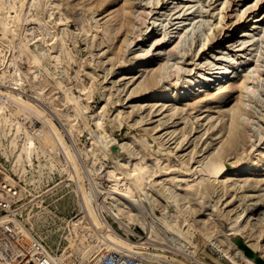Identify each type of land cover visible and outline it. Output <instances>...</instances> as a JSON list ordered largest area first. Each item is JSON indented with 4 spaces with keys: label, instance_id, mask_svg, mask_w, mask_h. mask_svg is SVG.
Instances as JSON below:
<instances>
[{
    "label": "rangeland",
    "instance_id": "374dc122",
    "mask_svg": "<svg viewBox=\"0 0 264 264\" xmlns=\"http://www.w3.org/2000/svg\"><path fill=\"white\" fill-rule=\"evenodd\" d=\"M44 1H48L46 10L43 12L40 8L27 9L24 21H34L35 17L44 19L51 12L53 28L62 33L67 40L66 44L73 52L75 51L76 56L69 60L67 55L61 54L57 73H54L55 61L50 58L44 62L49 72L46 74L44 67L41 66V73H36L37 76L34 77L33 72L28 68L29 63L25 55L16 52L17 48L9 50L4 47L0 54L2 61H0V66L2 65L0 70L8 73L9 69L14 72L18 68L17 73H21L19 75L21 80L17 82L18 85L10 84L12 88H7L8 82H2L4 85L0 83V90L7 88L13 89L14 93L18 91L17 94L23 99L30 101L42 112L44 111L43 113L49 115L73 152L79 154L81 150L79 165L85 180L84 187L95 192L92 205L96 214L117 236H121L125 241L131 240L132 242H127L131 246L135 242L146 240L148 235L137 222L131 223L126 230L116 218L112 217V214H109L111 212L106 208L110 205V198L105 194L109 183L104 176L107 167L117 160L129 159L131 162L145 161L152 168L157 163L158 171L169 166L171 169H177L181 166L182 160H187L188 166L193 169L200 164L199 161L206 157L208 152L214 150L219 140V135L212 134L222 125L226 117L221 116L217 111L218 108L207 109L201 107L199 103L183 106L185 81L201 74L207 76L208 81L202 89L192 92L191 96H196L203 89H213L209 80L217 71L215 68L225 64L226 61L237 59L242 66L238 65L234 72L244 69L243 73L249 75L251 71H255L257 64L259 76L253 81L255 101L249 107L250 123L246 129L249 141L246 143V151L240 156H228L225 163L228 167L233 165L234 168L240 161L246 162L264 154V0H133L134 6L130 12L135 24L132 35H129L132 39L123 47L121 41L124 32L127 28L130 29L132 24L127 20L113 40L104 39V25L115 23L121 15V12L115 14L116 6L103 11L99 6L89 5L93 0H80L84 4L82 7L65 11L66 3H64L65 7L61 5L57 7L58 2L55 0ZM9 13L11 14L12 10ZM139 13H142L140 17ZM76 15H80L84 23L91 22L93 27L88 32L79 29L80 26L74 21ZM256 16L260 21L259 26L254 28L251 21H254L252 19ZM57 20H61L58 25L53 23ZM94 20L97 22L94 23ZM35 25L33 23L28 25L29 28L31 27L30 31ZM71 32H75L74 40H71ZM49 42H53V39ZM31 46L34 51H38L41 47L45 48L46 44L37 39ZM161 46L173 49L172 53L170 52V55L163 53ZM118 50L121 52L118 53ZM53 51L57 54L58 48ZM3 53L4 56L6 54L5 57ZM156 54L161 62L172 64L176 61L179 70L172 72L170 77L162 79L158 85L149 89L138 88L139 82L156 65H147L143 71L136 74L129 73L126 69L135 67L143 58L149 59ZM30 62L34 63V60L31 59ZM15 77L18 78V76L11 78ZM54 80H59L62 88L54 89L50 93ZM169 86L176 89L178 104L159 102L151 106L143 101L144 96L152 95L155 91L167 89ZM67 95L73 97L76 103L68 100ZM231 99L222 105L221 112L232 105ZM197 100L199 99L194 102ZM8 111L6 102L0 103V219L8 217V220H15L14 224L0 223L2 226H0V243L9 245L8 241L12 240L11 242L16 244L21 238L23 241L20 242L24 244L31 242L27 245L47 247L51 256L58 258L59 255L65 254L61 258L65 264H98L100 256L108 251L106 242L104 244L103 236L95 237L93 228L82 217L79 195L81 191L74 181L73 170L68 166L62 168L56 161L51 162L49 154L39 149L28 155L21 152L25 135L23 133L15 135L13 127L10 128L5 120ZM30 114L34 120H39L37 114ZM98 115H101L103 129L108 135L107 143L110 145L107 149L112 150L111 145L114 143H123L127 139L131 142L134 138L140 137L147 138L149 145L142 150L135 141L129 142L127 148L134 153L131 159L126 150L121 153L110 151L111 153L105 156L100 151L102 145L98 141V151L93 157L95 158L93 165L92 160H89L88 144L91 142L89 133L91 131L95 136L100 137L95 125ZM212 122L215 124L213 127L210 125ZM69 124L73 125L71 129ZM182 132H185L184 138L181 137ZM84 150H87V154ZM88 161L93 170L95 169L92 173L87 171ZM190 179H194V176ZM190 183L195 185V180ZM226 185L227 188L218 187V192L213 193V198L205 201L206 207L200 208L201 206L195 201L198 208L189 210L188 219H202L203 216H209V214L205 215L210 212L207 206L215 204L216 208L212 212L220 215L217 226L227 228L225 217L228 211L232 214L240 210L241 204H249L256 199L264 202V171L252 173L245 178L228 179ZM160 206L154 208L155 213L159 214ZM248 222L251 234L254 238L257 237L258 248L264 254V225H259L254 219H249ZM86 225L87 228L83 227ZM3 228L5 230H2ZM134 228L142 234L143 239H138L140 241L133 236ZM191 233L196 238L199 237V227L192 228ZM81 234L85 235L83 242L80 241ZM144 246L133 245L131 250L126 251L142 254V252L146 253V248L149 250L151 247H156L157 250H150L151 252L163 248V252L168 255H174L173 251H175V255L186 264H202L194 257L186 255L187 253L176 252V248L167 243L148 241ZM199 246L206 247V253L212 255V259L222 256L221 252L212 246V241L201 242ZM120 250L114 251L121 252ZM201 256H204V252L200 251L198 257ZM211 258H206L205 262L215 264ZM242 264L246 263L242 261Z\"/></svg>",
    "mask_w": 264,
    "mask_h": 264
},
{
    "label": "bare ground",
    "instance_id": "6f19581e",
    "mask_svg": "<svg viewBox=\"0 0 264 264\" xmlns=\"http://www.w3.org/2000/svg\"><path fill=\"white\" fill-rule=\"evenodd\" d=\"M47 2L44 0H0V54L2 53L4 47L9 50L17 48L16 52H19L21 55H25L29 63L28 68L33 72L32 75H34V77L37 76L36 73H41V66L44 67L46 74L49 72L48 68L44 66V62L50 58L55 61L54 73H57L59 72L58 64H60L61 54L67 55L69 60H72V58L76 56L75 51L73 52L72 48L66 44L67 40L64 38L62 33L53 28L54 25L52 26L51 23V12L48 17H44V19L34 16V21H24V15L27 9L40 8L44 12L46 10L45 8H47ZM55 2H58L57 7H59V5L65 7L64 3H66L67 5L65 11L69 9L74 10L77 9V7H82L84 5L80 2V0L77 2H74L73 0H55ZM91 4L101 7L103 11H107L111 6H116L115 14L121 12V15L115 23L104 25V39L113 40L116 33H118L121 28L125 26L126 20L132 23L130 25V29L127 28L125 30V35L121 41L122 47L127 46L129 41L132 39L129 35H132V29L135 24V21L133 22V15L130 12L134 6L133 0H93V2L89 3V5ZM10 10H12L11 14L9 13ZM141 15L142 13L138 14L139 17ZM258 18L259 17L256 16L252 19L254 21H251L253 22L252 24H254V28L259 26L258 23L260 19ZM74 21L77 26H80L78 28L84 32H88L93 27L91 22L84 23V19L80 18V15H76ZM60 22L61 20H57L53 23L58 25ZM96 22L97 21L94 20V23ZM32 23L36 25L33 26V30L30 31L31 27L29 28L28 25ZM75 38V32H71V40H74ZM37 39L46 44V47H41L40 50L34 51L31 45H34ZM52 39L53 42H49ZM104 39H102V42H104ZM161 47L163 49V53L167 55H170L173 51V49H166L165 46ZM57 48L58 53L54 54V51L52 52V50ZM73 48L75 50V47ZM117 52L120 53L121 50H118ZM31 59L34 60V63L30 62ZM152 64L157 67L155 66V68L147 73L144 79L137 85L138 88L149 89L152 86L158 85L162 79L170 77L172 72H177L180 68L176 61L172 64L169 62H161L156 54L155 57H150L149 59L143 58L140 62H138L137 66L126 70H129V73L136 74L143 71L145 66ZM238 65L242 66L237 59H230L229 61H226L225 64L216 67L215 70L217 71L214 72V75L209 80L213 85V89H203V91L196 96H191L192 92L202 89L208 81L206 78L207 76L201 74L196 78L185 81V86L183 88L184 95L182 96L184 100V102H182L183 106L187 107L189 105L199 103L201 107H205L207 109L218 108L217 111L221 114V116L223 118L226 117L222 122V125H220L219 128L212 134L214 136L219 135V140L215 144L214 150L212 152H208L206 157L199 161L200 164L198 163V166L190 169L188 161L182 160L181 166L177 169H171L169 166L167 168H161L157 171L159 167L157 163L153 166L154 168H152L150 165L148 166L145 161L142 162L139 160L134 162L133 160V162H131L129 159H121L117 160L116 163L111 164L110 167H107L108 169L105 170L106 172L104 176L109 184L107 186V191L104 192L106 196L110 198V205L105 207H107L106 209L111 212L109 214H112V217L116 218L119 224H121L125 229H128L131 223L137 222L148 235V238L146 236V240L138 243L135 242L133 245H140L142 247L148 241L167 243L176 248V252L182 251L183 253H187L186 255L189 257H194L197 262L208 264L205 262V259L211 258L212 255L210 256V254L206 253V247L199 246V243L212 241V246H215V249L221 252L222 255L214 257V259L211 258V261L215 262V264H242V261L246 264H255L254 261L247 257L243 250L240 249L233 241L234 237L239 236L250 249L256 253L259 252L260 257L264 259V254L261 250H259L258 242H256L257 237H253L254 235L251 234V229L248 225L249 219L256 220V222L261 226L264 225V202L262 200L256 199L251 203L249 202V204H241L240 210L235 211L232 214L228 211L226 214L227 216L225 217L227 219V228H223L222 226L219 228L217 226V220H219L220 215L219 213L216 214L212 212L216 208L215 204H209L207 206L210 212L205 213V215L209 214V216H203L202 219H188V217L190 218L189 210H196V208H198L194 202L196 201L201 206L200 208L206 207L205 204L207 200L209 198H213V193L218 192V187L222 186V188H227L226 181L228 179H237L240 177L245 178L247 175L252 173L264 171V154L253 157L246 162L240 161L238 166L234 168H232L233 165L228 167L225 163L228 156H240L242 152L246 151V143L249 141L247 139L248 136L246 132L247 125L250 123L249 107L255 101V84L253 81L259 76L257 64H255V71H251L250 75L248 73H243L244 69L234 72V69ZM16 69L19 70L18 68ZM1 70L0 83L8 82L9 84L7 85V88H12L11 85L14 84L18 85L17 82L21 80V77L19 76L21 73H17V70H14V72H11L10 69L9 71L6 70L8 73ZM14 76H18V78H11ZM59 80H54V85L49 90L50 93L52 90L61 87V82ZM7 88L5 90H0V98H2L0 99V103L6 102V105L9 108L8 116L5 120L9 123L10 128L13 127L15 135L19 133H23L25 135L21 152L28 155L34 150L39 149L41 152H47L49 154L51 162L56 161L62 166V168L68 166L71 170H73L74 181L80 189L79 191H81V194L79 195L80 210H82L81 212L83 213L82 217L84 220H87L88 225L93 228L96 236L94 234L93 235L95 237L98 236L97 238L103 236L105 240L104 244L106 242V249L108 251L120 250V248L131 250L130 248H133V245L131 246L130 243H127L129 242L127 241L128 239L125 241L121 236V238L117 236L116 233L109 228V225L103 222L96 214V211L94 210L95 208L92 205V199H94L93 197L95 192H93L92 189L87 190V188L84 187L85 180L79 165L81 161L79 159L81 150H79V154L73 152L72 148L67 143L59 128L52 121L49 115L43 113L44 111L42 112L30 101L23 99L17 94L18 91H15L16 93H14L12 92L13 89L10 90ZM67 96L68 100L76 103V100L73 97H69V95ZM177 98L178 93L176 89L169 86L167 89L157 90L152 95L144 96L143 101L151 106L159 102H162L163 104H178L176 102ZM230 98H232V105L225 111L221 112L220 109L223 107L222 105ZM196 99L199 100L194 102ZM219 104H221V106H219ZM30 113L37 114L39 116V120H34ZM95 125L100 137L98 135L95 136V133L93 134L90 131L89 139L91 142H88L90 152L89 160H92L91 162L93 165L95 159L93 157L96 156L95 152L98 151V141H100L102 145L100 151L105 156H107V153H111L110 151L121 153L126 150V152L128 151L129 158L131 159L133 158L132 155L134 153L133 150H129L130 148H127L130 143L135 141L139 147L142 148V150L149 145L147 138L140 137L134 138L131 142L130 139H127L123 143H114L111 145L112 150H109L107 149L110 145L107 143L108 135L103 129L101 115H98L95 119ZM210 125L213 127L215 124L212 122ZM69 127V129H71L73 125L69 124ZM181 137H185V132H182ZM36 142L38 145H36ZM86 151L84 150V153L87 154ZM86 157H88V155H86ZM86 164V168L89 173L95 171V169L93 170L92 165H90V161L86 162ZM193 176L194 179L191 180L190 177ZM194 180L196 186L190 183ZM245 180L246 179H244V181ZM228 185L230 186L231 184ZM159 205H161V209L159 214H157L155 213L154 208ZM8 219V217L2 218L0 219V223L5 224V222H13L14 224L15 219H12V221L11 219ZM7 226L9 227V223ZM196 226L199 227L200 230L199 237L197 238L191 233V229L196 228ZM83 227L87 228V225ZM4 228L2 230H5ZM6 229L8 228L6 227ZM22 229H24V227ZM91 232L93 233V231ZM16 234H14V237ZM22 236L23 234L21 237ZM80 237V241L83 242L85 240V235ZM20 240L22 239L20 238ZM27 244H31V242H27ZM83 245L85 246V244ZM81 250L79 252H81ZM163 251V248L155 252L145 250L150 259L153 258L158 261L168 260L174 264H186L185 261L175 255V251H173L174 255H168ZM200 251L204 252L205 257H198ZM64 255L62 254V256ZM59 256L58 259H61L62 256Z\"/></svg>",
    "mask_w": 264,
    "mask_h": 264
},
{
    "label": "built area",
    "instance_id": "2783aa9c",
    "mask_svg": "<svg viewBox=\"0 0 264 264\" xmlns=\"http://www.w3.org/2000/svg\"><path fill=\"white\" fill-rule=\"evenodd\" d=\"M133 236H135L137 240L142 239V234L136 230L135 233H133ZM129 241L132 242L131 240ZM8 242L9 245L7 243H0V264H65L62 261L63 259L51 256L47 251V247L27 245L20 242V239L16 242V244L11 241ZM120 249L121 252L114 250L106 251L104 255L100 256L98 264H171L167 261L160 262L158 260H151L145 253L141 254L129 252L123 248ZM146 250H148V248H146ZM150 250L152 251L157 249L156 247H151L148 251L150 252Z\"/></svg>",
    "mask_w": 264,
    "mask_h": 264
},
{
    "label": "water",
    "instance_id": "95a60500",
    "mask_svg": "<svg viewBox=\"0 0 264 264\" xmlns=\"http://www.w3.org/2000/svg\"><path fill=\"white\" fill-rule=\"evenodd\" d=\"M235 244L243 250L244 254L251 258L256 264H264V259L259 254L250 249L240 237H234Z\"/></svg>",
    "mask_w": 264,
    "mask_h": 264
}]
</instances>
